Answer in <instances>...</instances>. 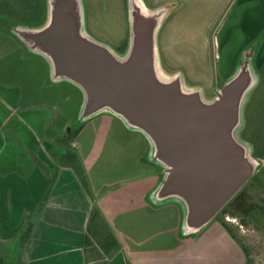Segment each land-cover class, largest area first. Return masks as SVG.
Wrapping results in <instances>:
<instances>
[{
  "label": "crops",
  "instance_id": "crops-1",
  "mask_svg": "<svg viewBox=\"0 0 264 264\" xmlns=\"http://www.w3.org/2000/svg\"><path fill=\"white\" fill-rule=\"evenodd\" d=\"M133 3L134 10L154 19V62L161 81L178 79L185 93H208L212 103L244 69L250 73L252 88L242 100L235 138L264 167L259 131L264 128V0ZM43 12L41 26L49 22L50 1ZM168 30L170 46L165 47ZM13 36L0 26V57L8 56L5 44L19 42ZM30 46L35 48L31 57H21L33 62L20 72L26 79L22 84L9 82L12 73L3 70L0 59V243L21 247L29 230L20 248L24 264H247L242 244L222 221L191 229L186 203L160 196L166 167L153 141L110 109L85 117L71 143L120 244L113 256L104 252L88 231L94 201L73 166L61 162L66 148L56 145L85 115L87 96L79 85L57 76L51 59ZM254 119L258 139L247 133ZM256 148L262 158L254 157Z\"/></svg>",
  "mask_w": 264,
  "mask_h": 264
},
{
  "label": "water",
  "instance_id": "water-1",
  "mask_svg": "<svg viewBox=\"0 0 264 264\" xmlns=\"http://www.w3.org/2000/svg\"><path fill=\"white\" fill-rule=\"evenodd\" d=\"M76 0H54L50 23L25 38L52 61L56 75L87 96L84 114L107 108L144 132L166 167L160 196L188 208L187 225L200 230L252 179L254 165L235 138L242 100L251 85L244 69L212 103L185 93L180 80L160 81L154 62V19L134 15L125 60L82 36Z\"/></svg>",
  "mask_w": 264,
  "mask_h": 264
},
{
  "label": "rangeland",
  "instance_id": "rangeland-1",
  "mask_svg": "<svg viewBox=\"0 0 264 264\" xmlns=\"http://www.w3.org/2000/svg\"><path fill=\"white\" fill-rule=\"evenodd\" d=\"M49 1V22L47 21V23L41 26L44 20L43 9L46 8V4L49 3ZM53 1L54 0H0L1 29L6 35L13 33L15 36L13 37L19 40V42L17 40L15 42L20 44L11 42L10 44H5L3 42L9 53L7 57H3L1 53L0 59L2 67H4L3 70L6 69L7 72L12 73L13 77L9 82L13 81L19 84L26 82L25 75L20 72H22L26 66L32 65L33 62L31 58L25 61L22 60L21 57H31L35 48L30 46L31 43L25 38V35L40 31L50 23ZM76 1L82 36L96 44L104 46L118 60H125L133 42V21L134 15L138 11L132 8L134 0ZM39 26L41 27L39 28ZM164 27L166 28V26ZM215 29L216 28L212 31L213 35L215 34ZM163 41L165 47L170 46L169 30L164 34ZM127 44L129 46L127 53L122 55L124 46L127 47ZM36 62L37 61H35V63ZM166 70L169 71V67ZM173 72L170 73L173 74ZM158 78L160 80L159 75ZM56 79V76L54 78L51 77V85L56 83ZM251 88L252 86L249 87L247 93ZM209 96L208 93H205V95L201 97L204 103L211 102V97ZM85 117L87 116L83 115L82 118L77 120L76 125L68 127L64 132V137L60 138L59 141L66 142L69 133L78 129L81 124H83ZM256 121L257 119H254L253 125L248 126L247 133L250 138L258 139L257 135L259 134ZM130 128L148 137L144 132L131 125ZM259 131L260 134L264 133V128L259 126ZM247 156L254 165L253 176L256 178L251 179L249 183L245 185L243 189L245 198L230 202V204L215 217L212 223L222 221L226 222L231 227L238 237V241L247 251V264H264V167L260 166L259 161H255L250 153L247 152ZM166 176L167 175H163V181H165ZM0 255L10 264H17L22 259L20 257L21 251L19 244L0 243Z\"/></svg>",
  "mask_w": 264,
  "mask_h": 264
},
{
  "label": "trees",
  "instance_id": "trees-1",
  "mask_svg": "<svg viewBox=\"0 0 264 264\" xmlns=\"http://www.w3.org/2000/svg\"><path fill=\"white\" fill-rule=\"evenodd\" d=\"M125 49L126 50L128 49V44H127V47L124 46V51L122 52V54L126 52ZM83 127L84 125H82L78 130L71 132L66 142H62L58 140L56 142V145L58 147L66 148L65 154L61 158V162L63 163L66 161L73 166L78 176L79 181L81 182L82 186L87 190V192L89 193V195L94 201V207L92 210L91 219H90L89 228H88L90 236H92V238H94L96 241L99 242L100 247L104 250V252L108 256H113V253L117 252L120 249V244L115 238L114 234L112 233L109 224L105 220L103 213L100 207L98 206L97 199L94 196L91 183L89 181L85 167L82 164V161L80 159L78 152L76 150H73L71 147V143L74 142V139L83 129ZM259 150L260 149L258 148L255 149V153H254L255 158H262V155L259 154L260 153ZM254 178L256 177L255 176L252 177V179ZM222 225L232 235V237H234V239L238 241L231 227L226 222H222ZM29 235H30V231L28 230L21 236V244H20L21 250L23 248V244L27 241ZM87 242H88V245L91 243V239H89V237L87 239ZM244 251L246 252V255H247V251L245 248H244ZM0 264H10V263L6 261V259L3 256L0 255ZM17 264H24V263L22 260H20L19 263Z\"/></svg>",
  "mask_w": 264,
  "mask_h": 264
},
{
  "label": "flooded vegetation",
  "instance_id": "flooded-vegetation-1",
  "mask_svg": "<svg viewBox=\"0 0 264 264\" xmlns=\"http://www.w3.org/2000/svg\"><path fill=\"white\" fill-rule=\"evenodd\" d=\"M244 188H245V186L240 190V192L230 202H232L233 200H235V201L237 200L238 201V200L244 199L245 198V195H244V192H243Z\"/></svg>",
  "mask_w": 264,
  "mask_h": 264
}]
</instances>
